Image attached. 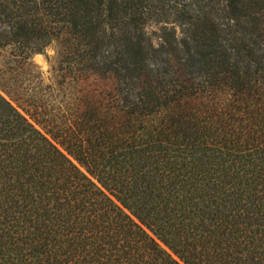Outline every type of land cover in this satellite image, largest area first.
I'll list each match as a JSON object with an SVG mask.
<instances>
[{"label":"trees","instance_id":"16d2710c","mask_svg":"<svg viewBox=\"0 0 264 264\" xmlns=\"http://www.w3.org/2000/svg\"><path fill=\"white\" fill-rule=\"evenodd\" d=\"M0 264H264V0H0Z\"/></svg>","mask_w":264,"mask_h":264},{"label":"rangeland","instance_id":"374dc122","mask_svg":"<svg viewBox=\"0 0 264 264\" xmlns=\"http://www.w3.org/2000/svg\"><path fill=\"white\" fill-rule=\"evenodd\" d=\"M159 27L160 25H157L155 23H149L148 25H146V31L151 35L154 43H157L159 41V38H158L160 34ZM34 55H39L42 58L43 63L38 62L36 58H33L32 60L38 66L43 80L46 83H51L54 79L53 66L55 65V62H56L55 45L53 43H50L46 47V49H44L41 53H36ZM6 98L13 105H16V102L21 100L22 95L19 92H17V93L12 94L11 96H6Z\"/></svg>","mask_w":264,"mask_h":264},{"label":"bare ground","instance_id":"6f19581e","mask_svg":"<svg viewBox=\"0 0 264 264\" xmlns=\"http://www.w3.org/2000/svg\"><path fill=\"white\" fill-rule=\"evenodd\" d=\"M33 58H36L38 62H42L43 63V60H42V58L39 55H34Z\"/></svg>","mask_w":264,"mask_h":264}]
</instances>
